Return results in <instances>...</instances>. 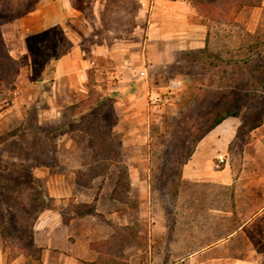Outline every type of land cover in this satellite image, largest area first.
<instances>
[{
  "label": "rangeland",
  "instance_id": "374dc122",
  "mask_svg": "<svg viewBox=\"0 0 264 264\" xmlns=\"http://www.w3.org/2000/svg\"><path fill=\"white\" fill-rule=\"evenodd\" d=\"M22 1L0 0V12ZM54 1H38L31 12L39 9L40 20L36 14L30 19L31 12L0 20V84L1 59L7 70L18 69L7 60L10 47L1 27L31 26L33 31L25 57V62L30 60V83L19 86L21 100L29 106L18 101L20 111L6 124L14 128L3 133L0 118V198L11 195L19 215L26 208L25 231L32 227L34 239L33 246L9 239L11 264H45L47 259V264H70L68 254L82 253L90 239L87 233L102 252L93 264H149L148 244L135 243L133 233L140 232L145 240L157 222L160 242L164 220L177 218L166 190L177 182L183 159L200 132L228 112H239L244 130L264 120V11L254 12L251 5L242 12V7L233 5L235 0H223L214 14L218 35L210 48L185 54L181 65L152 68L156 78L149 89L162 93L171 82L178 83L171 102L152 109L145 95L144 107L139 101L144 117L140 114L124 123L120 83L108 80L106 69L91 66L81 81L54 79L59 54ZM44 14L45 24L54 27L47 33ZM237 15H242L240 21L235 20ZM222 30L231 33L224 36ZM97 98H106V105L98 106ZM83 101L77 117L73 116L71 107ZM94 109L101 112L97 121ZM90 122L95 124L92 128ZM31 194L44 195L47 207L41 210V204H31ZM50 244L53 248L46 251ZM162 248L164 241L157 244V250ZM3 249L0 224V264H4ZM60 253L65 256L59 258ZM165 262L158 254L152 259V264Z\"/></svg>",
  "mask_w": 264,
  "mask_h": 264
},
{
  "label": "crops",
  "instance_id": "0c3cea01",
  "mask_svg": "<svg viewBox=\"0 0 264 264\" xmlns=\"http://www.w3.org/2000/svg\"><path fill=\"white\" fill-rule=\"evenodd\" d=\"M222 1L55 0L51 8L54 27L59 28V54L54 79L81 81L91 66L106 69L107 79L120 83L116 92L124 109L121 121L130 123L143 115L139 101L144 107L145 95L154 90L148 88L156 78L153 67L181 65L185 54L210 48L218 35L214 14ZM235 2L242 12L251 6L244 0ZM253 9L262 13L264 0ZM38 10L29 18L37 17ZM45 16L43 24L48 22ZM241 16L235 20L240 21ZM252 16L261 21L259 15ZM32 27L36 30L35 24ZM54 27L45 24L44 32ZM31 32V26L1 27L10 47L7 60L18 67L11 72L1 59V133L14 128L12 123L6 124L20 111L16 109L19 100L29 106L21 100L19 86L30 83V60L25 62V57ZM242 121L240 116L221 121L198 141L182 164L177 182L166 190L177 218L164 220L160 242L157 222L145 240L140 232L133 233L135 243L148 244L149 264L157 254L165 264H264V120L247 130ZM86 236L90 239L82 253L68 254L70 264H93L102 255L91 234ZM121 237L123 242L125 235ZM163 241L164 248L157 250ZM51 248L52 244L46 251ZM64 256L60 253L58 257Z\"/></svg>",
  "mask_w": 264,
  "mask_h": 264
},
{
  "label": "trees",
  "instance_id": "16d2710c",
  "mask_svg": "<svg viewBox=\"0 0 264 264\" xmlns=\"http://www.w3.org/2000/svg\"><path fill=\"white\" fill-rule=\"evenodd\" d=\"M39 0H23L20 5H18L16 8L14 7V9H8L6 6L2 7V10L0 12V20H2V22L5 21H9L12 19H15L17 17H20L21 15L24 14H28L29 12L33 11L38 3ZM250 5L252 2H248ZM257 3H255L253 6H256ZM42 46H46V44H42ZM98 99V98H97ZM106 98H101L97 100V104L98 106H104L106 105ZM85 102H81L79 104H74L71 107V110H73L72 115L76 116V114H78V108L83 105ZM95 110V109H94ZM94 114V119L95 121H97V119L101 116V112L95 110L92 111ZM65 114V113H64ZM240 114L239 112H234V113H226L225 115H221L217 121H215L213 124H210L209 126H207L206 128H204L200 134L198 139L193 142L194 143V147H192V150L190 151V153H188L185 158L183 159L182 164L187 160L188 157H190L191 153H193L198 141L211 129H213L215 126H217L221 121L226 120L229 117H238ZM77 117V116H76ZM76 121V120H74ZM91 124V128L93 127V125H95L93 122H90ZM242 127H243V123H242ZM80 181V180H79ZM82 183V182H80ZM9 189L12 188L15 191L21 192L23 189H17L11 186H8ZM11 189V190H12ZM43 199V200H42ZM42 200V201H41ZM45 201H47L46 197L41 194H31V204L37 203V204H41V210L44 209L45 207H47L45 205ZM12 198L11 195L7 194L4 197L0 198V224H1V234L3 236V242H4V264H11V251H10V246H9V239L13 238V239H19L21 240V244L24 246L25 242L28 241L29 244L31 246L34 245V239H33V229L32 227L26 229L25 231V215H26V208H23V210H20V215L18 214V210H17V206L15 203H11ZM49 206V205H48ZM28 212H29V208H28ZM32 213V212H31ZM32 215V214H31ZM35 219V217H33ZM33 219V220H34ZM26 234V237H25Z\"/></svg>",
  "mask_w": 264,
  "mask_h": 264
},
{
  "label": "built area",
  "instance_id": "2783aa9c",
  "mask_svg": "<svg viewBox=\"0 0 264 264\" xmlns=\"http://www.w3.org/2000/svg\"><path fill=\"white\" fill-rule=\"evenodd\" d=\"M178 1H183V0H178ZM176 87H178V83L174 81L171 82V84L165 88L166 89L165 92L162 93H158V91L150 92L148 99L149 107L152 109H159L161 107L168 105L172 99V92ZM221 161L222 160H219V163Z\"/></svg>",
  "mask_w": 264,
  "mask_h": 264
}]
</instances>
